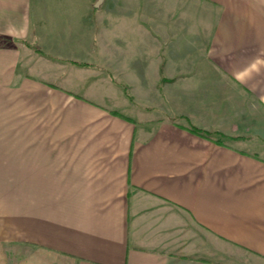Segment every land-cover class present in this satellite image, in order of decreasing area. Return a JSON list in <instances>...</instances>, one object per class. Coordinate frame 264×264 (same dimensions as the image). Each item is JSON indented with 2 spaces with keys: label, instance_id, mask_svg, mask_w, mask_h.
<instances>
[{
  "label": "crops",
  "instance_id": "obj_1",
  "mask_svg": "<svg viewBox=\"0 0 264 264\" xmlns=\"http://www.w3.org/2000/svg\"><path fill=\"white\" fill-rule=\"evenodd\" d=\"M135 6L0 0V264H264V66Z\"/></svg>",
  "mask_w": 264,
  "mask_h": 264
},
{
  "label": "rangeland",
  "instance_id": "obj_2",
  "mask_svg": "<svg viewBox=\"0 0 264 264\" xmlns=\"http://www.w3.org/2000/svg\"><path fill=\"white\" fill-rule=\"evenodd\" d=\"M91 1V0H86ZM95 1V0H92ZM132 2L136 4L135 12L150 18L151 22L163 15L167 19L180 18L182 21V47L189 45L198 51L206 50L211 55L224 56L222 62L230 69H236L246 61L257 62L264 66V0H111ZM148 6H147V5ZM168 36L173 34V26H165ZM247 36L245 42H237L239 46L232 48L231 43L236 36ZM255 36V39L253 38ZM192 37V38H191ZM250 38V41L248 40ZM191 39V40H189ZM231 41V42H230ZM230 42V43H229ZM229 43V44H228ZM230 45V48H227ZM187 47V49H190ZM186 49V48H185ZM243 49L245 50L243 53ZM238 50H240L238 52ZM248 55L247 58L243 57ZM248 65V64H247ZM253 65V64H251ZM264 78V72H263ZM46 96V95H45ZM60 102L59 109L54 110V129H76V121L62 123L61 107H72V104L54 97ZM72 110V108H71ZM41 112V111H39ZM28 110L23 108V114ZM39 119L43 118L38 114ZM40 124V121H39ZM24 125V124H23ZM24 128V127H23ZM40 129V128H39Z\"/></svg>",
  "mask_w": 264,
  "mask_h": 264
},
{
  "label": "trees",
  "instance_id": "obj_3",
  "mask_svg": "<svg viewBox=\"0 0 264 264\" xmlns=\"http://www.w3.org/2000/svg\"><path fill=\"white\" fill-rule=\"evenodd\" d=\"M37 51H39V50L37 49ZM191 131L194 132V133H197L199 135H206L205 132H203L201 130H198V129L194 128V127L191 128Z\"/></svg>",
  "mask_w": 264,
  "mask_h": 264
}]
</instances>
